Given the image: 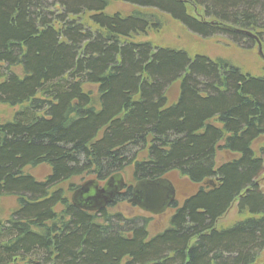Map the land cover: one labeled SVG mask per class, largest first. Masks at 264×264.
I'll list each match as a JSON object with an SVG mask.
<instances>
[{
	"label": "trees",
	"instance_id": "obj_1",
	"mask_svg": "<svg viewBox=\"0 0 264 264\" xmlns=\"http://www.w3.org/2000/svg\"><path fill=\"white\" fill-rule=\"evenodd\" d=\"M122 2L108 13L111 0H0V105L19 107L0 122V205L17 206L0 219V264H255L264 77L131 40L166 16L201 39L256 48L250 33L263 52L264 0ZM83 85L96 86L97 108ZM38 166L50 171L43 181L24 173ZM126 169L134 182H211L172 203L169 226L153 236L121 213L78 210L58 189ZM233 204L241 220L217 229Z\"/></svg>",
	"mask_w": 264,
	"mask_h": 264
},
{
	"label": "rangeland",
	"instance_id": "obj_2",
	"mask_svg": "<svg viewBox=\"0 0 264 264\" xmlns=\"http://www.w3.org/2000/svg\"><path fill=\"white\" fill-rule=\"evenodd\" d=\"M123 4L122 0H111V5L108 13H114L119 11L117 5ZM132 10V9H131ZM163 27L161 30L148 31L145 35L135 37L131 41L133 42H149L155 48H170L185 51L190 57L200 55L207 57L211 60L222 59L227 61L232 66H235L241 70L243 74H247L253 77H264V62L257 56V50L255 47L246 46H235L234 44L228 43L223 37H214L211 39H201L188 33L179 24L172 21L170 18L163 16ZM264 52V49H263ZM12 72L17 75L21 74L19 68H11ZM82 91L88 93L92 104L97 108L98 93L96 86L83 85ZM176 97V89L171 88L167 91V99L169 102L174 101ZM19 110V107H9L6 105H0V122L6 123L12 120L15 113ZM252 149L256 156H260L263 159L264 166V136L259 138L253 143ZM141 157V154H140ZM221 154L217 157L220 161ZM49 169L46 166H38L37 168L27 169L24 173L32 176L38 181H43L46 176L49 175ZM120 178L123 183L127 186H133L135 182L131 178V170L126 169L122 173L120 172ZM177 178L176 174L168 175L165 179H169L173 183L175 190V201L182 203L184 196L195 192L197 190L195 186H192L188 181L184 180L180 176ZM92 176L85 175L82 179H71L58 186V189L63 191V194L67 200L71 199L72 192L80 188L84 183L93 180ZM192 184V183H191ZM102 184L100 183L99 186ZM194 185V184H193ZM258 186L264 194V169L261 177L258 180ZM71 190V191H69ZM189 196V195H188ZM0 205V219L7 218L13 210L16 209V200L12 197H7L2 200ZM170 209V210H169ZM166 213L160 216H151L143 213L140 210L134 209L133 206L127 205L125 201L116 202L110 206H107L105 211L107 213H121L124 217L129 219H135L136 223H145L146 229L149 235L153 236L157 233L165 230L169 224V218L171 217L173 210L169 208ZM241 220V217L237 213L236 204L232 205L231 210L223 216L222 220L219 221V228H228V226ZM255 264H264V252H262Z\"/></svg>",
	"mask_w": 264,
	"mask_h": 264
},
{
	"label": "water",
	"instance_id": "obj_3",
	"mask_svg": "<svg viewBox=\"0 0 264 264\" xmlns=\"http://www.w3.org/2000/svg\"><path fill=\"white\" fill-rule=\"evenodd\" d=\"M243 34L255 40L257 56L264 62L262 47L257 38L247 32ZM209 183L207 182V184ZM123 185L120 176H113L106 181L101 189L98 190L97 194L86 199L83 195L87 194L88 191L92 194V188L94 186L98 187L96 181H88L73 193L71 204L81 211L98 212L112 202L114 196L122 191ZM174 197V187L165 178L143 180L137 182L132 188L131 198L128 203L135 205L144 213L157 216L162 215L166 211L174 201Z\"/></svg>",
	"mask_w": 264,
	"mask_h": 264
},
{
	"label": "flooded vegetation",
	"instance_id": "obj_4",
	"mask_svg": "<svg viewBox=\"0 0 264 264\" xmlns=\"http://www.w3.org/2000/svg\"><path fill=\"white\" fill-rule=\"evenodd\" d=\"M126 189H127V186H124L123 191H122L121 193H119V194H117V195L114 196V198H113L112 202L110 203V205L115 204V203L117 202V201H116L117 196H120L121 194H123V193L125 192ZM98 190H99V188L94 186V187L92 188V194H90V192L88 191L87 194H85V195H83V196L86 197V199H87V198L89 199V198L92 197L94 194H97ZM130 198H131V192H130V197L125 201L126 204H127V205H131V206H133L134 209H137V208L135 207V205H133V204H129V203H128V201H129ZM84 200H85V199H84ZM122 202H123V201H122ZM176 203H177V202H176ZM110 205H109V206H110ZM137 210H138V209H137ZM169 210H170V209H169Z\"/></svg>",
	"mask_w": 264,
	"mask_h": 264
}]
</instances>
